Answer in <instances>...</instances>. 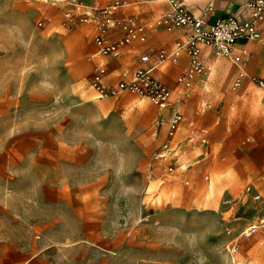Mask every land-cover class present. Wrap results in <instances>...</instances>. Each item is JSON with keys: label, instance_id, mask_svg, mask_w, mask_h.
Segmentation results:
<instances>
[{"label": "rangeland", "instance_id": "obj_1", "mask_svg": "<svg viewBox=\"0 0 264 264\" xmlns=\"http://www.w3.org/2000/svg\"><path fill=\"white\" fill-rule=\"evenodd\" d=\"M66 7L0 0V264H264V89L249 79L264 81V42L243 44L250 57L236 90L237 67L224 58L206 60L187 89L179 64L151 72L179 99L183 160L180 179L146 192L167 109L128 91L98 96L93 30L61 26ZM101 60L112 81L129 79L128 65Z\"/></svg>", "mask_w": 264, "mask_h": 264}, {"label": "built area", "instance_id": "obj_2", "mask_svg": "<svg viewBox=\"0 0 264 264\" xmlns=\"http://www.w3.org/2000/svg\"><path fill=\"white\" fill-rule=\"evenodd\" d=\"M53 1V0H52ZM136 3H148L152 0H135ZM67 7L62 11L60 25L72 28L81 24H91L93 27V41L97 48V55L109 57L118 55L119 51L134 42L143 43L147 30L155 31L162 28L166 32L181 30L182 40L177 41L168 51L159 49L152 54L140 57L142 63L148 67H139L129 79H119L114 84H108L106 65L96 62L90 77V86L98 96H115L120 91H128L138 96L148 98L154 105L168 110L165 122L164 138L151 158V165L147 173V181L152 179V170L160 167V183L170 181L176 176V146L173 143L175 134L183 121V115L172 102L171 90L159 80L151 76V72L161 66L165 61L176 62L179 51L187 55L186 67L177 75L176 82L181 88H190L196 77L207 73L203 58L202 47H207L214 57L229 60L237 67V73L232 83L236 90L242 80L247 76L243 66L250 57L249 51L243 43L263 40L262 29L259 27L264 18V0H247L236 8V12L207 23L203 16H193L178 0H168V9L155 18L150 26L136 24L130 20L115 18L112 11L120 5L119 0L108 7L95 8L91 12L81 11L79 8L82 0H65ZM208 11L212 10L209 6ZM49 17L37 21V27H43ZM118 30L120 37L111 40L112 30ZM236 46H239L236 49ZM243 46V47H242ZM250 81L258 88L264 89V81L255 76L249 77ZM163 120L160 125H163ZM188 184V180L183 181ZM147 188H145V191ZM258 195L254 198L258 199ZM258 225L247 227L242 233V239L250 241L257 232ZM238 249L237 242L231 243L227 248L229 254H234Z\"/></svg>", "mask_w": 264, "mask_h": 264}, {"label": "crops", "instance_id": "obj_3", "mask_svg": "<svg viewBox=\"0 0 264 264\" xmlns=\"http://www.w3.org/2000/svg\"><path fill=\"white\" fill-rule=\"evenodd\" d=\"M115 0L111 1L109 4L105 6H98L96 5H84L83 6V0H82V10L84 12H91L95 8H103V7H108L114 3ZM179 1V0H178ZM247 0H185L184 2L179 1L193 16L198 17V16H203L206 20L207 23H212L214 20L225 17L228 14H233L236 12V8L238 5L246 2ZM120 5L116 7L112 13L115 18L123 19V20H130L133 23L136 24H146L147 26H150L153 21L155 20L156 17L164 13L168 9V0H152L151 2H148V4L154 3V5H149L150 7L154 6L155 10L150 11L148 13H141L142 10L136 9L133 5H141L136 3L135 0H119ZM142 4H147V3H142ZM211 7L212 10L208 11V7ZM160 12V13H159ZM91 29L93 30V27L91 24ZM259 27L262 29L263 33V41L264 42V18L259 24ZM94 37V33H93ZM120 37V32L116 30H112L111 32V40H116ZM183 37V32L181 30H176L173 32H166L162 28H159L155 31L152 30H147L146 32V39L145 42L139 43V42H134L130 45H127L123 47L118 55L116 56H109V57H100L101 59H106L110 58L111 63L110 64H120V67H123L125 65H128L127 71L125 74L127 77H131L136 69L139 67H148V63H142L140 60V57L143 55H149L152 54L153 52L159 50V49H166L170 51L173 47L174 44L177 41L182 40ZM245 44V43H243ZM239 47V46H238ZM245 48H247L244 45ZM203 50V58L204 61L208 60L209 58H215L211 51L207 47H202ZM96 53H97V48H96ZM97 55V54H96ZM99 59L94 62H102V60ZM169 61V60H168ZM167 62V61H165ZM165 62L163 64H165ZM103 63V62H102ZM175 64H179L180 66L183 67V69L186 67L187 64V55L186 53L181 50L178 53V57L176 62H173ZM109 64V63H108ZM132 64H137V67L135 69H131ZM107 68V65H106ZM182 69V70H183ZM155 70V69H154ZM181 70V71H182ZM114 72L108 71L107 69V77H106V82L108 84H114L116 81H112L110 76ZM173 100V99H172ZM175 103V107L181 112L180 110V102L179 99L173 100ZM182 114V112H181ZM183 115V114H182ZM168 118V110L166 112V120ZM164 121V119H162ZM166 120L163 122L165 124ZM178 131V130H177ZM194 136L189 137V142L193 140ZM196 139L198 140L199 144L204 145L207 141V135H206V129L202 128L199 132L198 135H196ZM173 143L176 146V156L174 163L176 165V176L174 179L170 181H164L163 183H160L159 179V174H160V167L163 168L164 164L162 162H159L160 167L154 168L152 170V179L148 182L146 185V192L148 191L151 183L155 182L157 184V189L159 188L158 186H161L164 183L167 182H174L177 179H180L181 173L179 171V164L183 160V153H182V146L180 141L177 140V132L175 134V137L173 139ZM157 150V149H156ZM153 155V154H152ZM152 158V157H151ZM151 165V159L148 164V168L146 171V179H147V173ZM187 180L186 177L183 178V181ZM145 192V193H146ZM147 194V193H146ZM256 195L260 196L259 193H256ZM157 198V197H156ZM43 213L41 210H39V214ZM63 227L65 225L63 224ZM81 237L86 236L88 237L87 233H85L83 230L80 232Z\"/></svg>", "mask_w": 264, "mask_h": 264}]
</instances>
